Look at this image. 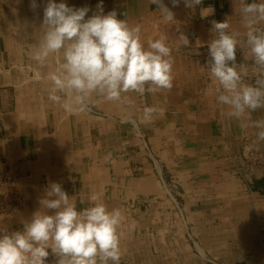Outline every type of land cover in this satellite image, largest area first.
<instances>
[{
    "label": "crops",
    "instance_id": "obj_1",
    "mask_svg": "<svg viewBox=\"0 0 264 264\" xmlns=\"http://www.w3.org/2000/svg\"><path fill=\"white\" fill-rule=\"evenodd\" d=\"M30 2L0 0V179L12 178L23 197L19 209L0 218V227L22 230L23 221L40 208L46 188L59 182L78 209L88 206L93 193L110 209L120 205L125 218L120 264H188L196 260L191 248L182 254L180 230L143 229L141 222L150 218V204L166 205V188L157 184L152 167L144 160L135 166L118 157L121 152L134 154L129 158H144L147 144L161 142V150L156 146L157 155L164 157L168 171L185 178L188 170L183 168L190 163L192 171L204 177L209 195L220 197L223 205L234 204L231 189L244 188L241 204L252 200L256 205L261 200L264 142H257L256 129L241 128L226 115L227 107L216 101V86L207 67L211 21L228 19L231 30L243 40L247 28L240 7L253 0H203L194 9L186 7L183 0L176 7L164 0L175 14L176 24L164 22L151 0H103L105 14L115 9L119 19L141 26L145 43L167 36L173 48V87L156 94L130 93L121 101L93 96L89 109L75 114L48 99L47 75L58 66L60 57H50L43 67L30 59L40 40L47 0H37L36 9L30 8ZM65 2L77 8L89 6L87 15L91 16L100 0ZM209 6L215 9L214 14L202 16ZM181 33L188 36L190 47L180 46ZM244 52L245 58L252 60L246 49ZM146 107L157 109L150 122L142 119ZM251 118L264 119V109L251 113ZM126 125V134L119 135ZM119 139L124 147L111 143ZM171 199L176 201L174 196ZM126 203L134 206L131 212L125 213ZM174 215L176 220L177 213ZM242 233L239 235H251L246 230ZM255 235L264 237L258 230ZM166 237L176 240L167 241ZM55 259L50 255L47 264H55Z\"/></svg>",
    "mask_w": 264,
    "mask_h": 264
},
{
    "label": "clouds",
    "instance_id": "obj_2",
    "mask_svg": "<svg viewBox=\"0 0 264 264\" xmlns=\"http://www.w3.org/2000/svg\"><path fill=\"white\" fill-rule=\"evenodd\" d=\"M164 22L176 24L175 14L164 0H151ZM173 7L181 0H170ZM196 8L203 0H183ZM39 7L31 0L30 8ZM89 6H69L65 0H47L43 8L41 36L30 59L46 66L49 58L60 63L47 75L48 99L69 113L89 109L93 96L121 101L130 93L156 94L173 87V48L166 35L142 39L140 25L119 19L115 9L105 14L103 0L91 16ZM206 8V17L214 14ZM240 13L247 28L243 40L231 30L226 19L211 21L212 38L207 43V67L216 86V101L226 106L227 116L241 128L256 129V140L264 142V119L253 120L251 113L264 109V3H242ZM87 16V18H86ZM181 47H190L187 35L178 36ZM251 57L257 69L254 83H245L248 66L237 62V48ZM199 54V53H198ZM157 112L146 107L143 121L150 122ZM40 208L23 221L22 230L0 227V264H47L50 255L55 264H120L122 226L125 218L119 208L110 209L100 195L91 194L88 206L77 203L53 182L39 200Z\"/></svg>",
    "mask_w": 264,
    "mask_h": 264
},
{
    "label": "rangeland",
    "instance_id": "obj_3",
    "mask_svg": "<svg viewBox=\"0 0 264 264\" xmlns=\"http://www.w3.org/2000/svg\"><path fill=\"white\" fill-rule=\"evenodd\" d=\"M257 26L264 29V25ZM236 57L238 63H244L248 66V74L244 77L245 83H254L257 69L253 61L244 58L242 50L239 49H237ZM97 116L101 115L97 114ZM127 126L129 127V125L122 127L124 129L119 135L126 134ZM142 141L144 140L142 139ZM146 142L148 143L145 140L144 144ZM111 143L120 147L125 146L121 139L117 142L112 140ZM156 146L161 150V142L157 143L156 141L153 144H147L144 158L139 156L129 158L134 154H121V152L118 157L124 162L129 159L135 166L144 160L152 167L153 178L157 184L162 189L166 188V205L157 207L156 202L150 204V218L144 220L143 223L141 222L143 229H149L153 232L159 228H165L167 232L180 230L182 245H184L181 247L182 254L184 255L186 248L188 250L193 249L196 254V260L189 261L191 264H264V237L255 235L256 230L258 233L264 234V192H261V200L256 205L252 200L250 202L245 201L247 204H241L239 200L243 196L242 190L244 188L241 190L231 189L233 195H231L230 200L234 204L231 206L223 205L220 202V197L213 198L209 195L204 177L193 172L190 163L184 165L185 168L183 169L188 170L185 178L179 176L180 174L174 176L173 172L168 171V168L165 167L166 160L164 157L157 155L158 148ZM236 175L241 177L240 173ZM19 196L20 201L16 210L20 208L23 202V197L20 194ZM172 196L176 198V201L171 199ZM211 201H215L216 204H210ZM131 204H125V213L131 212L134 208ZM118 207L121 209L120 205ZM142 211L148 213L143 207ZM158 213L161 215L158 216ZM175 213H177L176 220ZM243 214H246V217L241 219ZM249 215H255V217H249ZM189 216H192L193 219H190ZM244 230L251 232V235L241 236ZM166 239L167 241L169 239L176 240L175 237H166ZM155 248L157 249V247Z\"/></svg>",
    "mask_w": 264,
    "mask_h": 264
},
{
    "label": "built area",
    "instance_id": "obj_4",
    "mask_svg": "<svg viewBox=\"0 0 264 264\" xmlns=\"http://www.w3.org/2000/svg\"><path fill=\"white\" fill-rule=\"evenodd\" d=\"M20 201L12 178L0 179V218L12 214Z\"/></svg>",
    "mask_w": 264,
    "mask_h": 264
}]
</instances>
